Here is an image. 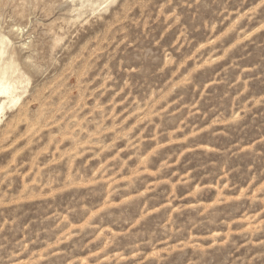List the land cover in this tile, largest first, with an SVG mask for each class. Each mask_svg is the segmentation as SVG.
Listing matches in <instances>:
<instances>
[{"label":"rangeland","instance_id":"obj_1","mask_svg":"<svg viewBox=\"0 0 264 264\" xmlns=\"http://www.w3.org/2000/svg\"><path fill=\"white\" fill-rule=\"evenodd\" d=\"M79 3L0 0V264H264V0Z\"/></svg>","mask_w":264,"mask_h":264},{"label":"bare ground","instance_id":"obj_2","mask_svg":"<svg viewBox=\"0 0 264 264\" xmlns=\"http://www.w3.org/2000/svg\"><path fill=\"white\" fill-rule=\"evenodd\" d=\"M98 1L79 0L80 3H79V8L76 10L77 11L76 18L79 19L84 14L83 8H85V4L89 6L90 8L89 11L93 13L96 9L99 8ZM72 2H74V0H72ZM5 44H6L5 38L1 36L0 37V129L4 125V118L7 112L15 108L17 105L21 106L20 101L23 95L26 93V89L29 84V80L28 78L25 77L24 73L22 72V69L19 68V65L16 64L12 56L7 53ZM19 116L21 115H17V118H19Z\"/></svg>","mask_w":264,"mask_h":264}]
</instances>
